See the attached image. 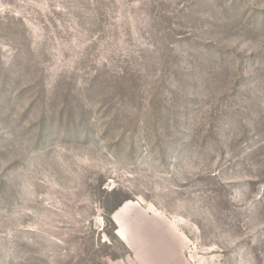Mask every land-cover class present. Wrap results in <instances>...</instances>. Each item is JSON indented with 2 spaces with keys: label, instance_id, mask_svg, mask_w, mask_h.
Wrapping results in <instances>:
<instances>
[{
  "label": "rangeland",
  "instance_id": "1",
  "mask_svg": "<svg viewBox=\"0 0 264 264\" xmlns=\"http://www.w3.org/2000/svg\"><path fill=\"white\" fill-rule=\"evenodd\" d=\"M0 264H264V0H0Z\"/></svg>",
  "mask_w": 264,
  "mask_h": 264
},
{
  "label": "crops",
  "instance_id": "2",
  "mask_svg": "<svg viewBox=\"0 0 264 264\" xmlns=\"http://www.w3.org/2000/svg\"><path fill=\"white\" fill-rule=\"evenodd\" d=\"M114 220V219H113ZM114 221H116V220H114ZM117 224V223H116ZM124 229V228H123ZM121 230V229H120ZM120 233V232H119ZM124 234H125V231H124ZM120 235V234H119ZM119 237V236H118ZM126 237V236H125ZM122 241V240H121ZM122 242H124V243H128V240H127V237H126V240L125 241H122Z\"/></svg>",
  "mask_w": 264,
  "mask_h": 264
}]
</instances>
